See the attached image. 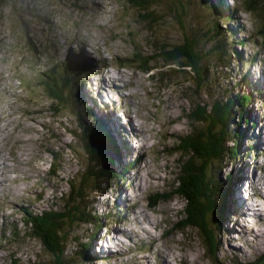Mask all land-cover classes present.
<instances>
[{
  "label": "rangeland",
  "instance_id": "rangeland-1",
  "mask_svg": "<svg viewBox=\"0 0 264 264\" xmlns=\"http://www.w3.org/2000/svg\"><path fill=\"white\" fill-rule=\"evenodd\" d=\"M161 1L160 6H164L163 13L160 12L162 18L158 17L160 22L150 24L141 17L148 11L147 8L134 6L129 0H0V240L7 238L0 242V264H30L37 257L44 256L41 242L35 236H30V224L25 223L27 216L23 211L47 209L49 205L61 203V193L72 190L70 181L77 182L90 170L88 152L79 134L80 125L94 128L100 124L95 122L98 112L103 111L106 116L112 117L117 115L115 110L122 120L118 124L115 120L112 128L114 135L118 130L117 125L127 139L133 135L128 143L130 153L126 152L124 159V165L129 163L130 168L125 180L115 176L110 177L109 183L104 177L93 180L92 187L105 181L101 189L93 191L90 196L92 204L86 202L88 206L95 207L96 216L91 223L70 226L69 238L70 242L76 243V247L81 242L99 245L103 240L112 241L117 239V234H125L126 237L123 236L127 239L136 235L133 249L137 255L131 258L130 255L113 254L104 246L105 260L86 262L80 257L78 260L72 258L69 264H162L156 252L159 248L168 256L170 264H212L198 228L181 230L176 225L184 212L185 199L174 192L189 155L178 150L177 137L189 132L191 120L187 114L193 110L197 98L194 97L193 101L186 96L194 94L186 72L178 71V76L177 72L169 71L167 75L165 73L173 67L178 69L177 64L160 62L152 56L154 42L151 30L155 35L157 29V40L163 45L182 43L187 37L197 40L199 52L213 56L215 61L210 77L214 79V88H208L214 98L220 99L224 91L221 84L238 90L239 81L246 83L243 80L245 74H248L247 78L251 74L249 85H257L260 73L250 69L262 72L264 80V34L261 33L264 18L256 10L247 11L246 0H236L241 8L238 7L239 13L234 18L238 21L235 25L243 23L245 35H254L247 45L235 46L247 60L241 66L237 54H233L231 43L230 47L229 44L225 47L230 48V52L226 50L228 54L221 55L217 44L224 36L214 40L215 36L210 31L216 22L206 11H199L194 0ZM24 23L28 24V30ZM67 48L73 49V52L84 49L88 52V56L84 53L87 59H104L107 64L114 65L116 72L125 73L123 79L113 82L114 73L99 66L95 71L102 72L89 78L83 77L86 82L77 78L75 83L82 85L84 94L100 102L101 107L94 108L93 116L84 113L79 117L80 112L76 109L80 103L67 98L65 92L63 95L67 102L61 107V101L48 90L52 86L46 80L49 75H60L61 65L57 61L66 56ZM139 48L146 53V59H151L148 65L153 70L150 73L139 68L143 62L137 56ZM252 56L258 63L253 68L248 60ZM223 61L228 64L233 61L234 65L229 64L228 69L222 68L220 65ZM121 66L124 68L119 70ZM187 85L191 94L186 92ZM52 88L61 89L59 86ZM247 88L251 90V87ZM101 89H105L104 95L108 94L106 101H111V105L102 103L105 96H101ZM234 89L229 90L231 92L226 97L236 94ZM260 98L254 109L256 115L262 116L264 92ZM92 99L88 102L94 105ZM110 107L113 109L110 110ZM135 116L145 123L144 134ZM124 121L133 125L126 126ZM235 126L241 128L237 121ZM261 128L264 131V127ZM232 132L235 135L236 131ZM137 136L139 143L135 139ZM136 142L142 147L137 146ZM229 143L233 144L232 141ZM256 147L255 159L249 160L252 164L256 161L258 173L262 171L259 177L253 175L255 181L258 179L261 184L259 178L264 177V143L260 145L257 142ZM143 149L145 151L141 158ZM229 160L231 158L221 172L223 179L230 170ZM232 160L235 162L236 159ZM244 160L249 164L248 158ZM241 163H234V167L239 168ZM241 169L247 171V166L241 164ZM167 192L172 196L169 199L162 196ZM255 198L252 202H255ZM259 202V206L252 211L240 200L241 207L230 209L231 216L227 213L224 224L228 228L224 231L223 256L234 259L225 260L226 264H252L264 254V240L258 239L259 233H264V219L257 221L260 218L258 213L264 214V196L259 197ZM246 214H252L253 221L261 222L247 223L246 229H251L249 233L242 228L244 223L239 218ZM11 222L18 225L14 237L10 231H4ZM132 226L139 230H134ZM237 230L241 235H235ZM72 247L71 251L75 249ZM88 252L98 254V247H90Z\"/></svg>",
  "mask_w": 264,
  "mask_h": 264
},
{
  "label": "trees",
  "instance_id": "trees-1",
  "mask_svg": "<svg viewBox=\"0 0 264 264\" xmlns=\"http://www.w3.org/2000/svg\"><path fill=\"white\" fill-rule=\"evenodd\" d=\"M129 1L139 8H147L146 10L148 11L141 16L147 22L152 23L158 20L160 22L158 17L162 18L161 13H163L162 10L164 8V6H160L162 5L161 0ZM261 2H264V0H246V5L247 10H256V12L263 14L264 18V3L262 5ZM229 12L233 14L232 11ZM235 17L237 18V15H234ZM26 24L24 26L28 30V24ZM151 32V39L154 42L152 56L160 62L171 65L177 64L178 69L173 67L172 70L165 71L167 75L169 71L177 72V74L178 71L179 73L186 72L194 90L192 96H186L193 101L194 97L197 98V103L195 102L193 110L187 114V118L191 120L189 132L177 137L179 143L178 150L183 153L186 152L189 155L184 167H182L183 172L178 177L179 185L174 192V194L185 199L184 212L181 214L180 222L176 225L181 230L187 227L198 228L206 254L212 260V264H226L225 260L232 261L234 258L232 257L231 259L228 256H223L224 231L227 228L224 223L228 218H226L227 213L228 216H231L232 211L230 209L233 208V204L228 199L232 197L233 193L230 195V192H232L238 177H236L235 173H231L230 175H226L227 179H223L221 172L227 167L229 158H235L237 161L241 152L240 149L242 151L250 149L249 144H246L245 126L240 123V119L246 123L250 122L249 119H244L245 112L243 106L244 101H248L253 97L246 98L248 94H244L245 90L242 85L240 92H237L239 94L237 96L233 93L229 98L224 93V97L222 94V98H214L208 88V86L214 88V79L210 78L212 76V63L215 62L213 56L210 57L205 53L199 52V42L194 38L187 37L182 43L163 45L162 42L160 43V40H157L159 36L157 29L155 35L153 34V29ZM262 33L264 34V28ZM29 40L31 45L36 49V45L33 44L31 38ZM228 46L230 47V44ZM232 48L235 51L234 44ZM227 49L230 50V48ZM220 50L222 51V55L226 54L224 50ZM144 55L146 53L139 48L137 56L143 60L139 68L146 73H150L153 70L148 65L151 59H146ZM238 56L240 57L241 55ZM220 58L223 59V57ZM222 64L226 65V67L229 66L224 61ZM77 73L78 71L74 67L67 65L65 72H62V78L61 76L49 75L47 82L49 86H59L63 91L52 87H48V90L55 98L61 101V107L67 102V96V98H72L74 103H80V107L76 109L78 113L80 112L79 117L80 114L84 116V113L87 116H93L95 105H91L84 92L82 93L81 89L77 88V85H73L77 79ZM185 89L186 92L191 94L189 85ZM233 89L230 88L229 90ZM63 92L66 93V96L63 95ZM98 120L101 123L96 124L94 128H85L80 125L79 134L81 135V141H83L91 163L87 174L79 177L77 182L72 183L70 181L69 186L72 190L61 193V197H59L61 203L59 205L54 203V205L47 206V209H29L25 211L27 216L25 223L30 224V236L31 238L35 236L41 242L45 253L43 254L44 256L37 257L34 263L30 264H69L72 258L78 260L80 257L85 259L86 262L96 260L88 252V249L92 246L91 242H81L76 247H74L76 243L70 242V226L86 224L87 222L91 223V220L95 218V207L88 206L86 202L92 204L90 196L93 194V191L101 189L105 181L103 182L102 180L92 187L93 180L96 181V179H103L104 177L109 183L111 176L120 179L122 177L125 180L126 172L129 170L124 169L119 173V168L114 164L113 158L117 157V159L121 160V151L116 146L111 148L113 145L112 140L115 143V137L114 134L113 138L107 134V131L108 133L111 132L112 128L109 129L104 119L97 118L95 122H98ZM236 121L240 124L241 128H236L238 124L234 127ZM104 130H106V133ZM232 130L236 131L235 135ZM230 141H233L232 145H229ZM60 163L62 164V162ZM169 192L162 196L165 199L171 198L172 196ZM228 195L230 196L228 197ZM14 225H11L13 237L18 231V225ZM71 246L76 250L73 249L71 251ZM220 251L222 256H220ZM263 258L264 254L258 261Z\"/></svg>",
  "mask_w": 264,
  "mask_h": 264
},
{
  "label": "bare ground",
  "instance_id": "bare-ground-1",
  "mask_svg": "<svg viewBox=\"0 0 264 264\" xmlns=\"http://www.w3.org/2000/svg\"><path fill=\"white\" fill-rule=\"evenodd\" d=\"M145 7V6H144ZM126 123V121H124ZM122 125H123V121H122ZM80 147V146H79ZM84 150V149H83ZM260 168H262V166H260ZM263 169V168H262ZM255 180V178H253ZM260 182L264 184V177L262 178H259ZM254 183H256V181H254ZM260 196H264V192L262 195H257L256 198H255V202H252L253 205H256L254 208H257L259 205V197ZM258 239L259 240H264V233L263 232H260L259 233V236H258ZM263 243V241L261 242V244ZM259 244V246L261 245ZM263 246V245H262ZM263 247H261L262 249ZM259 249V248H258ZM259 249V250H261ZM156 252L158 253V256L160 257V260H161V263L162 264H170V262L168 261V256L166 254H164V252L162 251V249H158L156 250ZM176 262V261H175ZM173 263V262H172ZM178 264V263H177Z\"/></svg>",
  "mask_w": 264,
  "mask_h": 264
},
{
  "label": "water",
  "instance_id": "water-1",
  "mask_svg": "<svg viewBox=\"0 0 264 264\" xmlns=\"http://www.w3.org/2000/svg\"><path fill=\"white\" fill-rule=\"evenodd\" d=\"M256 264H264V258L260 261L255 262Z\"/></svg>",
  "mask_w": 264,
  "mask_h": 264
}]
</instances>
